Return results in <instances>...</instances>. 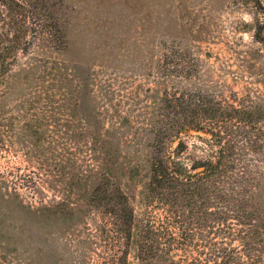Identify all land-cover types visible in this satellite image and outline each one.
Returning <instances> with one entry per match:
<instances>
[{
    "label": "rangeland",
    "instance_id": "rangeland-1",
    "mask_svg": "<svg viewBox=\"0 0 264 264\" xmlns=\"http://www.w3.org/2000/svg\"><path fill=\"white\" fill-rule=\"evenodd\" d=\"M258 32L264 38V0H0V264H103L118 257L89 195L108 174L135 197L141 218L151 143L141 128L164 86L218 91L256 112L248 166L233 167L252 173L262 216L240 232L237 224L233 233L217 230L212 240L220 257L211 264H264ZM55 35L68 42L65 50L44 44ZM165 47L195 60L189 78L160 81ZM187 142L189 160L200 158L192 144L201 142ZM128 253V264H140ZM187 254L198 256L197 247Z\"/></svg>",
    "mask_w": 264,
    "mask_h": 264
},
{
    "label": "trees",
    "instance_id": "trees-1",
    "mask_svg": "<svg viewBox=\"0 0 264 264\" xmlns=\"http://www.w3.org/2000/svg\"><path fill=\"white\" fill-rule=\"evenodd\" d=\"M39 29L46 33L42 26L35 28ZM256 39L264 44L259 32ZM44 44L65 50L68 42L55 35ZM194 62L178 49L165 47L158 62L160 81L189 78ZM236 102L218 91L164 86L141 128L151 137L147 181L138 196L144 206L141 218H137L135 197L127 196L108 174L89 195L90 206L102 209L104 232L118 255L103 264H128L130 249L140 264H211L220 257L212 240L217 230L233 233L237 224L240 232L262 216L252 173L233 167L248 166L244 160L252 146L248 130L256 114L251 106ZM190 139L201 142L192 144L200 150V158L189 160L186 155ZM134 172L138 176L139 171ZM193 246L198 256L190 259L187 251ZM222 256L228 260L226 251Z\"/></svg>",
    "mask_w": 264,
    "mask_h": 264
}]
</instances>
